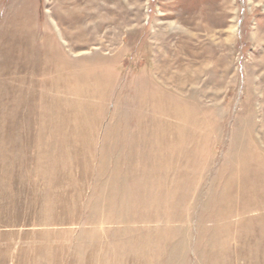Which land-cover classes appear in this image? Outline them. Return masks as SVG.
<instances>
[{
	"label": "rangeland",
	"instance_id": "rangeland-1",
	"mask_svg": "<svg viewBox=\"0 0 264 264\" xmlns=\"http://www.w3.org/2000/svg\"><path fill=\"white\" fill-rule=\"evenodd\" d=\"M263 169L264 0H0V264H264Z\"/></svg>",
	"mask_w": 264,
	"mask_h": 264
},
{
	"label": "bare ground",
	"instance_id": "bare-ground-1",
	"mask_svg": "<svg viewBox=\"0 0 264 264\" xmlns=\"http://www.w3.org/2000/svg\"><path fill=\"white\" fill-rule=\"evenodd\" d=\"M69 16V15H68ZM72 16V15H71ZM71 18V17H70ZM71 22H72V20H71ZM264 170V169H263ZM263 179H264V177H263Z\"/></svg>",
	"mask_w": 264,
	"mask_h": 264
}]
</instances>
